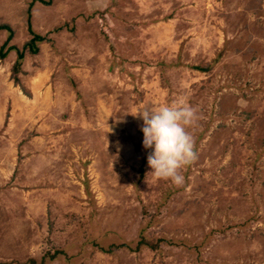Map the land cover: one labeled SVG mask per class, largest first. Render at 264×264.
I'll use <instances>...</instances> for the list:
<instances>
[{
  "label": "rangeland",
  "instance_id": "obj_1",
  "mask_svg": "<svg viewBox=\"0 0 264 264\" xmlns=\"http://www.w3.org/2000/svg\"><path fill=\"white\" fill-rule=\"evenodd\" d=\"M31 1L0 0V47L29 39L28 14L46 37L20 70L39 111L18 120L38 142L15 160L28 173L35 145L54 183L0 190V263L264 264V0ZM181 96L197 158L176 186L153 178L130 113Z\"/></svg>",
  "mask_w": 264,
  "mask_h": 264
},
{
  "label": "clouds",
  "instance_id": "obj_2",
  "mask_svg": "<svg viewBox=\"0 0 264 264\" xmlns=\"http://www.w3.org/2000/svg\"><path fill=\"white\" fill-rule=\"evenodd\" d=\"M142 120V145L151 149L147 156L153 178L168 180L176 186L185 182L183 170L197 158L192 133L199 120L197 109L186 97L172 103H145L130 113Z\"/></svg>",
  "mask_w": 264,
  "mask_h": 264
},
{
  "label": "crops",
  "instance_id": "obj_3",
  "mask_svg": "<svg viewBox=\"0 0 264 264\" xmlns=\"http://www.w3.org/2000/svg\"><path fill=\"white\" fill-rule=\"evenodd\" d=\"M9 45H14V44H9ZM9 51L14 52L13 50H9ZM6 56L4 58H7ZM15 57H16V53H15ZM15 57L9 61L14 62ZM23 64L24 63H22V66ZM10 67H12V63ZM21 70L25 71L24 67H22ZM20 73L21 75H19L18 73L20 81L22 85L28 89V92L31 94V97L27 96L22 91L21 87L14 83L11 77V73L8 75L9 77L6 74L4 75L5 86L2 88V90L0 88V92L2 91L4 95L3 103L2 105H0V190H5L6 187L4 189V186L9 182L11 185H13V187L11 186V191L14 194H16L17 191L19 190V193L22 196L21 191L30 192V191L52 189L54 182L50 180V178L53 176L51 171L50 172L47 170L44 171L42 176H39L35 172L39 167L37 161L35 162V160L38 158V153L33 152L36 151L33 150V146L36 147L35 145L33 146L31 145L30 153L25 155L26 156L25 158L30 159L29 161H31V159L33 158L34 161L27 162L25 164L22 163V167L24 165L25 168L28 170V173L25 170L24 173L22 172V170H19L18 166H20L21 164H18L19 162L15 160L17 153L19 155L20 152L19 156L23 154V152L21 151L26 142H30L31 144L33 143L35 144L38 142V139L35 138L37 135L31 136L33 138H31L28 141V138L24 136L22 133L25 127L22 128L23 125L21 123L23 121H19V120L21 119V117L23 118V114H24L27 115V117L30 116L32 119H34V123H36L38 119L35 116L39 111L37 109V106L39 105H37L36 102L35 104L29 103L32 102L31 100H33L35 93L36 94L38 93V90L34 88V84H35L34 80L33 82H31L32 83L31 85H27L25 84L26 77L23 78V74H22L23 72L20 71ZM8 78L9 80H7ZM14 96H18V99L15 98ZM14 112L16 114V117L14 116ZM26 125L27 124H25V126ZM17 149L18 152H16ZM22 159H24V157H22ZM46 166L47 169H49V166H51V164L47 162ZM49 174L52 176H49ZM22 201L24 204L23 206L25 207L32 204V202L29 199H22Z\"/></svg>",
  "mask_w": 264,
  "mask_h": 264
},
{
  "label": "trees",
  "instance_id": "obj_4",
  "mask_svg": "<svg viewBox=\"0 0 264 264\" xmlns=\"http://www.w3.org/2000/svg\"><path fill=\"white\" fill-rule=\"evenodd\" d=\"M36 1L45 2V0H32L30 2V6L33 5ZM26 24H27V29L29 32V39L27 41H25L21 47H18L15 45H9V39L5 40V42L0 47V59H3L7 55L9 50H15L16 51V59L13 62L12 67H11V77H12L14 83L16 85H19L24 93L26 92L25 94L30 95V93L27 92L25 90L24 86L22 85L20 78L18 76V73L21 70V66L23 63L25 52L27 51L31 54H35V53L39 52V50H40L39 43L46 40V37L40 33L35 32L32 29V26L30 24V15L29 14H28ZM1 28H8L9 29V26L7 24H0V29ZM196 68L197 69H201V68L204 69V67H201V66H196ZM144 243H148V244L152 245L153 247H156L158 245L157 241L156 242H153V241L149 242V240H147L145 237L141 238L138 241L137 245H138V247H140ZM108 251H112V248H108ZM0 264H6V263H0Z\"/></svg>",
  "mask_w": 264,
  "mask_h": 264
}]
</instances>
